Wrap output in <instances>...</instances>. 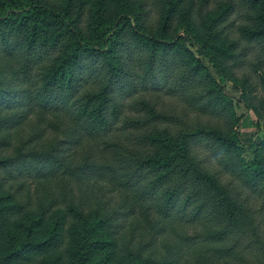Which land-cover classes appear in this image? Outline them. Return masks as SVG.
Instances as JSON below:
<instances>
[{
	"label": "trees",
	"instance_id": "trees-1",
	"mask_svg": "<svg viewBox=\"0 0 264 264\" xmlns=\"http://www.w3.org/2000/svg\"><path fill=\"white\" fill-rule=\"evenodd\" d=\"M210 1L0 0V264H114L100 229L132 239L140 218L203 222L191 246L264 264V116L248 131L237 112L264 103V0H218L199 19ZM29 178L50 203L13 188ZM98 181L127 201L99 196L102 218L70 201ZM140 252L119 264H147Z\"/></svg>",
	"mask_w": 264,
	"mask_h": 264
},
{
	"label": "rangeland",
	"instance_id": "rangeland-1",
	"mask_svg": "<svg viewBox=\"0 0 264 264\" xmlns=\"http://www.w3.org/2000/svg\"><path fill=\"white\" fill-rule=\"evenodd\" d=\"M217 1L218 0H211L204 8L201 7V15H199L198 18L202 19L203 16H207L208 13H210L215 8ZM201 2L202 0H186V4L189 7H191V5L199 7ZM183 25L184 23L179 25L178 34L185 36L187 43L191 45L194 51H196L199 48V44L190 38V34ZM211 71L216 77H218V74L214 68L211 67ZM224 87L225 91L237 97L236 99L242 95V92L233 88L234 86L231 82H229ZM165 99L169 101L171 100L170 102H174L171 98L166 97ZM261 102V99L258 98L254 103V107L252 106V109L249 108L244 102H239L240 106L237 109L238 115H245L241 122L242 130H255L254 122L258 118L257 114L255 113V108L257 107L258 111H262L264 116V103L261 104ZM199 120L202 123H206L208 117H199ZM36 123L37 116H34L33 120H31L24 127L25 135H28L27 132H29ZM261 134L263 135L264 131L261 132ZM47 185L48 184H45L39 180L29 178L23 182L14 183L12 186L14 189L19 186V189L23 190L22 196L24 197V200L28 198L30 201L31 198V203L33 206H35L37 204V200L40 198H45L44 201H48L49 203L50 200H52L51 196L49 195L51 190ZM75 189V196L71 197L70 201H74L79 208H83V211L87 215H96L99 218L105 217L104 209L99 206V196H101L107 202L109 207L112 206L118 208L125 206L127 203V201L123 200L122 198L123 194L121 190L118 188H112L111 185L103 183L102 181L94 183L93 187H91V184H76ZM45 204L47 205V203ZM62 209L64 208L54 207L50 209L49 216L55 218ZM150 217L152 218V216ZM96 218L97 217H94V219ZM140 220L141 222L138 225L137 232L134 234L132 239L131 233L129 232H119L117 234L114 233L112 229L107 227L103 230L100 229L99 234H103L105 237H107L109 243H105V247L101 249L98 254L103 255L107 251H112L115 249V257H118V259L123 258L124 261L125 259L127 261L130 253L135 255L137 252H139V250H142V252H140L141 259L145 262L147 261V264H216V262H219L220 264H231V260L226 261L224 259H217L218 257L214 255L212 247L209 244H200L196 247H193L189 244L187 241L188 237L199 235L201 231L204 230L205 226L203 225V222L186 223L178 222L176 220H168V223L167 221H164L166 223L163 225L164 219L162 218L156 219L157 221L154 222L147 221L146 218H140ZM78 223V220L74 218H68L65 225L66 231L64 232L67 233L69 228ZM159 228L162 230L161 233H155V235H153L152 231H158ZM68 243L69 239L65 235L63 244L60 246L57 252V254L61 253L65 261L68 259L67 253L65 252V248ZM49 257L46 254L44 256L33 257L34 260L27 264H45L47 258ZM118 259L116 258V260H114V264H119ZM235 262H238V260L234 259V263ZM239 262L238 264H241Z\"/></svg>",
	"mask_w": 264,
	"mask_h": 264
}]
</instances>
